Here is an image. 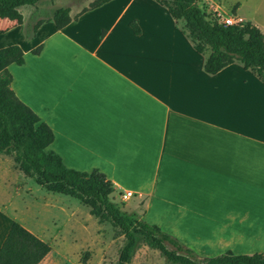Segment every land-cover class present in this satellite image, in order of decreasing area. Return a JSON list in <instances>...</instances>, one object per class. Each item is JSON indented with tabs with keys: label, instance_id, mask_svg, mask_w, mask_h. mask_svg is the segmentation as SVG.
<instances>
[{
	"label": "crops",
	"instance_id": "crops-1",
	"mask_svg": "<svg viewBox=\"0 0 264 264\" xmlns=\"http://www.w3.org/2000/svg\"><path fill=\"white\" fill-rule=\"evenodd\" d=\"M231 7L264 34V20ZM53 10L26 20L0 7V71L51 130L45 150L67 169L103 174L110 195L130 192L127 213L198 258L264 250V85L239 63L205 74V56L153 0H110L26 40L24 23Z\"/></svg>",
	"mask_w": 264,
	"mask_h": 264
},
{
	"label": "trees",
	"instance_id": "trees-1",
	"mask_svg": "<svg viewBox=\"0 0 264 264\" xmlns=\"http://www.w3.org/2000/svg\"><path fill=\"white\" fill-rule=\"evenodd\" d=\"M41 0H0V7L18 10L33 7ZM110 0H94L86 9L70 17L68 8H57L47 18L28 22L23 27V37L29 40L44 22L51 21L60 30L75 21L87 11L97 8ZM163 7L171 19L179 26L192 46V49L205 56L202 70L214 75L222 68L239 63L264 85V34L250 23L243 25H224L216 20L209 21L196 0H153ZM133 34L139 30L129 23ZM40 47L31 51L36 55ZM22 64L21 59L15 61ZM11 75L0 71V154L14 150V161L19 171L31 178H38L40 184L48 186L53 192H61L82 200L91 210L90 214L99 219L101 206L108 219L118 227L124 237L115 264H130L132 251L139 236L148 248L158 251L171 264H264L260 253L234 255L226 251L212 258H197L195 252L181 244L176 238L162 232L157 226L136 219L134 215L120 211L108 202L112 186L104 175L93 169L78 172L65 168L59 157L46 151L52 142L51 130L24 104L9 88ZM167 246H170L169 249ZM50 252L49 246L24 227L12 222L0 245V264H39Z\"/></svg>",
	"mask_w": 264,
	"mask_h": 264
},
{
	"label": "rangeland",
	"instance_id": "rangeland-1",
	"mask_svg": "<svg viewBox=\"0 0 264 264\" xmlns=\"http://www.w3.org/2000/svg\"><path fill=\"white\" fill-rule=\"evenodd\" d=\"M93 1L41 0L35 6L20 8L19 11H22L26 20L34 13L43 16L53 7L70 8L73 16L86 9ZM243 1L196 0V4L209 21L216 20L218 16L219 19L232 16L231 4L235 2L240 4L239 17L245 20H264L262 14H256L254 9L259 3L258 0H245V4ZM15 156L14 150L8 154H0V234L12 222L35 233L50 248L41 264H115L124 237L118 227L104 217L106 215L101 206L96 204L99 214H104L99 219L90 214L91 208L82 200L61 192H53L48 186L40 184L38 178L23 175L14 161ZM121 195H110L108 202L129 215L124 207V200L127 198L121 200ZM132 201L130 199L128 204H132ZM259 253L264 256V250ZM130 264L171 263L158 251L144 245L141 238L136 236Z\"/></svg>",
	"mask_w": 264,
	"mask_h": 264
},
{
	"label": "built area",
	"instance_id": "built-area-1",
	"mask_svg": "<svg viewBox=\"0 0 264 264\" xmlns=\"http://www.w3.org/2000/svg\"><path fill=\"white\" fill-rule=\"evenodd\" d=\"M233 17H220V19H219V16L216 18V21L218 22V23H221V24H224V25H227V26H230V25H235V24H237L239 21L237 20V19H235V18H233ZM131 196V193L130 192H124L121 196H120V199L121 200H124V199H126V198H128V197H130Z\"/></svg>",
	"mask_w": 264,
	"mask_h": 264
}]
</instances>
